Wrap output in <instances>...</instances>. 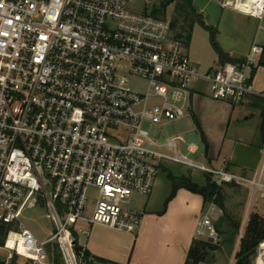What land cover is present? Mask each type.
Here are the masks:
<instances>
[{
	"label": "built area",
	"instance_id": "built-area-1",
	"mask_svg": "<svg viewBox=\"0 0 264 264\" xmlns=\"http://www.w3.org/2000/svg\"><path fill=\"white\" fill-rule=\"evenodd\" d=\"M158 1L0 0V225L9 259L85 264V249L75 248L85 233L79 223L134 233L143 213L132 199L151 195L163 161L247 189L249 208L264 202V148L249 179L176 153L179 136L158 145L142 129L144 122L182 119L197 85L210 100L231 106L264 101V85L253 81L261 46L253 41L239 62L200 72L171 21L151 15ZM216 1L259 26L264 20V0L248 10L247 0ZM137 3L151 7L137 10ZM163 148L170 154L155 150ZM187 151L194 154L195 145ZM38 195L54 226L44 241L22 218ZM194 235L212 245L220 241L208 214ZM258 252L255 264H264V243Z\"/></svg>",
	"mask_w": 264,
	"mask_h": 264
},
{
	"label": "rangeland",
	"instance_id": "rangeland-1",
	"mask_svg": "<svg viewBox=\"0 0 264 264\" xmlns=\"http://www.w3.org/2000/svg\"><path fill=\"white\" fill-rule=\"evenodd\" d=\"M256 1L258 0H247V3L254 5L253 3ZM249 4L246 6L248 7L246 10L249 9ZM180 5H182V0H174L167 7L165 17L171 21L174 34L180 32L189 34L190 37L187 39L182 37L186 45V53L200 72L217 70L222 64L219 53L239 57L247 53L253 41L264 47V20L259 26L258 21L252 17L222 9L216 0H192V9L200 21L192 20L190 17L186 18L184 14L187 8L181 9ZM149 7H151L150 4L147 7L142 3L135 4L137 10L149 9ZM133 86L139 90L142 88V84L137 82ZM203 94L208 97V90L205 89ZM202 100L203 102L196 106V117L202 121L205 127L202 130L208 134L214 148L221 150L217 162L213 165L209 164L205 156V145L201 140L200 131L191 117L192 112L189 110H186L184 117L178 121L164 124L144 122L142 129L147 131L149 137L158 145L164 144L169 138L181 137V141H176L175 152H180L194 163L207 168L221 170L224 165L223 162L235 165L238 160L245 164L254 165V172L250 170L237 172L233 165L228 170L233 174L241 175L244 173L247 178H254L259 169L264 148L262 118L259 108L250 106L245 102L243 106H221L219 102L212 101L210 98H202ZM189 144L197 147V152L194 155L187 151ZM155 150L170 154L164 148ZM169 174L175 178H188L198 186L205 185V176L207 175L196 169L163 161L153 194L148 197L134 196L132 207L142 212L144 210L151 211L155 215L163 212L166 208L165 203L172 194V184L168 179ZM210 178L219 189L218 193L222 198L223 205L222 212L239 224V231L232 236L228 234L227 228H222V233H219L220 243L216 245V250L205 254V261L209 264L214 262L234 264L238 245L250 216L258 214L264 218V202L257 199L249 208V191L247 189L236 184H219L217 177L211 176ZM37 198L39 202L37 206L32 210L25 211L22 218L26 227L34 233L38 240L44 241L52 236L54 226L50 221L45 200L40 195ZM89 198L88 211L92 206V197ZM222 212L216 206H210L208 203L203 206L198 214L194 213L190 219L200 220L204 214H208L212 224L216 226L222 218ZM77 225L84 231L88 227L83 223ZM258 248L259 246L256 249L254 264L259 253ZM9 256L10 252L0 247V260H5L6 264H10ZM12 264L32 263L17 256Z\"/></svg>",
	"mask_w": 264,
	"mask_h": 264
},
{
	"label": "crops",
	"instance_id": "crops-1",
	"mask_svg": "<svg viewBox=\"0 0 264 264\" xmlns=\"http://www.w3.org/2000/svg\"><path fill=\"white\" fill-rule=\"evenodd\" d=\"M249 6L252 7V4H249ZM246 54L239 57L226 55L228 58L237 60L238 62L242 60ZM253 81L257 88L264 85L263 67L257 65ZM204 90L205 87L202 85H197L191 89L186 110L192 112L191 117L200 131V137L201 134H203L206 150L205 156L209 164L213 165L217 162L218 154L221 150L214 148L210 137L202 130V128H205L202 121L196 117L197 115L195 113L196 106L203 102L202 98L209 99V96L207 97L203 94ZM256 101L257 100L249 99L245 101V103L250 106L258 107L261 113L260 106L257 105L258 102ZM205 102L207 101L205 100ZM219 103L221 106L229 105L226 103ZM243 105L244 104H241V106ZM260 115L262 118V113ZM223 164L226 166L227 171L232 165L237 172H245L246 170L254 172L255 170L254 165L245 164L239 160L236 161L235 165L229 162H223ZM238 176L247 178L244 173ZM152 194L153 192L151 195ZM203 206V200L200 196L180 189L169 201L163 212L155 215L151 211H141L143 213L141 225L134 234L115 232L103 227L91 226L86 228L84 235L77 237V245L83 247L89 254L93 260L92 264H185L191 244L194 240H197L194 232L198 220H191L190 217H192L194 213L198 214ZM94 259L96 260L94 261ZM199 264L209 263L204 261ZM212 264L219 263L214 262Z\"/></svg>",
	"mask_w": 264,
	"mask_h": 264
},
{
	"label": "trees",
	"instance_id": "trees-1",
	"mask_svg": "<svg viewBox=\"0 0 264 264\" xmlns=\"http://www.w3.org/2000/svg\"><path fill=\"white\" fill-rule=\"evenodd\" d=\"M174 2V0H159L157 3L153 4L151 9V15L157 18H164L167 7ZM181 9L187 8L186 11H184V14L186 18L190 17L192 20L197 19L200 21L199 17L195 14V11L192 9V0H182V5H180ZM202 24V22H201ZM173 28V25H172ZM185 33V34H184ZM214 34V32H212ZM176 37L178 38H189V34H186V32H180L176 34ZM263 48V54L259 60L258 66L264 68V47ZM220 55V62L226 63V62H237V60H233L227 57V55H223L219 53ZM239 62V61H238ZM255 72V69L253 70V73ZM258 106H260L261 113H262V119H263V129H264V101L263 100H257ZM201 140L204 143V137L203 134H201ZM211 176L206 175L205 176V185L204 186H198L194 183H192L188 178H175L172 175H168V179L171 181L172 184V194L168 198V200L165 203V207L169 203V201L175 196L176 192L180 189H183L187 192H190L191 194L198 195L202 198L203 204L213 203L218 209L223 211V205H222V198L218 193V187L214 182L211 181ZM223 213V212H222ZM222 228H227L229 230L228 234H231L232 236L237 234L239 231V224L230 218L229 215L226 213L222 214V218L220 222L215 226V229L217 233H222ZM226 229V230H227ZM226 233V232H223ZM243 237L240 239L239 245H238V252L235 256V262L234 264H254L253 260L256 256V249L259 246V244L264 242V218L258 214H252L244 228ZM6 236V228L0 225V247H3L4 241ZM220 237V234H219ZM220 243V241H219ZM213 247L214 250H216L217 246L212 245L206 241L202 240H194L191 244V247L189 249L186 263L185 264H199L201 262L205 261V254H209L211 251H209V248ZM76 250L78 251L80 247L78 245L75 246ZM17 258L16 255H14L10 260V264L14 262V260ZM84 259L85 264H92V258L89 256V254L85 251L84 252ZM96 259H94L95 261ZM55 262L60 264L59 259L55 258Z\"/></svg>",
	"mask_w": 264,
	"mask_h": 264
},
{
	"label": "water",
	"instance_id": "water-1",
	"mask_svg": "<svg viewBox=\"0 0 264 264\" xmlns=\"http://www.w3.org/2000/svg\"><path fill=\"white\" fill-rule=\"evenodd\" d=\"M209 251H214V248L210 247ZM0 264H6V261L5 260H0Z\"/></svg>",
	"mask_w": 264,
	"mask_h": 264
},
{
	"label": "bare ground",
	"instance_id": "bare-ground-1",
	"mask_svg": "<svg viewBox=\"0 0 264 264\" xmlns=\"http://www.w3.org/2000/svg\"><path fill=\"white\" fill-rule=\"evenodd\" d=\"M258 264H261V261L260 260H258Z\"/></svg>",
	"mask_w": 264,
	"mask_h": 264
}]
</instances>
